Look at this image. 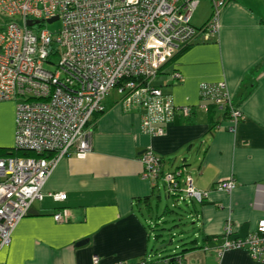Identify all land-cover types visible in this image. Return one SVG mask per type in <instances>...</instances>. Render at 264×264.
<instances>
[{"label": "crops", "instance_id": "crops-1", "mask_svg": "<svg viewBox=\"0 0 264 264\" xmlns=\"http://www.w3.org/2000/svg\"><path fill=\"white\" fill-rule=\"evenodd\" d=\"M196 10L191 23H202L199 28L212 11L204 20ZM189 44L160 69L155 84L177 105L192 107V113L177 111L163 134L149 136L140 128L142 109L126 111L121 99L109 94L104 110L89 123L92 150L58 162L42 197L32 203L37 213L22 218L10 245L0 248L1 263L96 264L97 256V264H171L164 255L184 246L160 252L167 244L152 223L163 221L160 191L172 200L162 184L142 178L139 157L150 149L162 158L164 169L183 167L196 188L209 192L204 204L187 212L194 236L185 240L197 241L189 243L182 264H261L244 248L222 250V245L227 221L233 239L245 238L264 220V0H229L220 12L219 31L198 34ZM175 72L180 79H173ZM220 80L244 114L236 125L214 104L208 110L200 105V84ZM15 115V102L0 103V148L14 146ZM225 179L235 183L231 191L218 187ZM54 192L67 198L56 201ZM56 212L67 221H56ZM81 240L88 242L76 246ZM154 250L158 254H150Z\"/></svg>", "mask_w": 264, "mask_h": 264}, {"label": "built area", "instance_id": "built-area-1", "mask_svg": "<svg viewBox=\"0 0 264 264\" xmlns=\"http://www.w3.org/2000/svg\"><path fill=\"white\" fill-rule=\"evenodd\" d=\"M228 1L211 0L210 18L196 28L191 17L200 0H0V13L6 18L0 28V103H16L13 147L46 155L0 157V248L10 245L14 228L42 197L58 162L92 150L89 123L104 110L111 91L121 95L124 110L142 109L140 128L149 136L163 134L177 111L191 114L192 108L177 105L155 78L198 34L219 31L220 12ZM54 17L61 22L56 37L44 27ZM180 77L179 72L173 74L174 79ZM200 96L202 108L214 104L225 110L232 125L244 119L226 81L201 83ZM139 160L142 178L153 186L162 184L178 200L209 198L183 167L164 169L153 150L143 151ZM234 186L232 179L218 184L226 191ZM50 195L56 201L67 198L65 192ZM53 216L67 221L62 212ZM232 228L227 221L222 250L244 248L264 264V220L245 238H230Z\"/></svg>", "mask_w": 264, "mask_h": 264}, {"label": "rangeland", "instance_id": "rangeland-1", "mask_svg": "<svg viewBox=\"0 0 264 264\" xmlns=\"http://www.w3.org/2000/svg\"><path fill=\"white\" fill-rule=\"evenodd\" d=\"M196 8H197L196 11L200 14V18L201 17H202V19L205 18L204 20H206L208 18L211 11L213 10L211 0H201ZM192 17L194 19L193 14H192ZM5 21H6V18L3 17L0 20V23H4ZM193 24L198 27L202 23H193ZM44 27H46L50 31H52L53 36L56 37L58 35L59 30H60L61 22L59 20H56V21L51 22V23L47 22L44 24ZM34 28L36 29L37 25H35ZM52 59L55 62L58 61L57 56H54ZM158 79H160V77ZM109 94H111L113 97L121 99V95L115 90L111 91V93H109ZM194 162L195 161H193V163ZM191 170L193 172V169H191ZM186 174H188V173L186 172ZM182 187L183 188L185 187L184 183H182ZM160 193L162 196V201L160 203V208H159L160 217L162 218L163 221H165V222H163V226L166 229H168V230L163 231L162 239H164L165 244H167L164 247V249H165V252H167V249L178 251L179 245L181 244V237L185 236L187 238H190V237L194 236V231H193L192 225H191L192 220H191L190 216H188V214H187V212L190 210L192 205L187 204L186 201H183V200H178V202H177V201L170 199V201L172 200V202H168L169 200L166 198V194H165L164 190H161ZM157 194H158V191L156 192V195ZM167 204L170 206H169L168 210L166 211V213L164 214V208H166ZM171 204H176V207L171 206ZM151 216L152 217L157 216L156 210H154V212H151ZM178 216L182 219V222H180L181 220H178L176 222L173 221L175 219V217H178ZM170 231H172V232H170ZM171 241H172V243H171ZM169 253H170V251H169Z\"/></svg>", "mask_w": 264, "mask_h": 264}, {"label": "trees", "instance_id": "trees-1", "mask_svg": "<svg viewBox=\"0 0 264 264\" xmlns=\"http://www.w3.org/2000/svg\"><path fill=\"white\" fill-rule=\"evenodd\" d=\"M191 45L190 44H188V45H185V46H183L182 47V49H180L178 52H176V54L175 55H173L168 61H167V63L169 62V61H171L172 59H174V57H177L178 55H180L183 51H185V50H187L189 47H190ZM167 63H165V65L167 64ZM164 65V66H165ZM163 66V67H164ZM162 67V68H163ZM161 68V69H162ZM160 71V70H159ZM174 79V78H173ZM175 80H177V79H175ZM234 104H236V106H238V108H239V106H240V103H238L237 101H235L234 100ZM192 108V107H191ZM225 111V110H224ZM191 113H192V110H191ZM224 113H226V116L228 117V113L225 111ZM4 156H27V157H31V156H33V157H40V156H43V157H45L46 155H37L36 153H33V152H23V151H18V150H15L14 149V147H11V148H0V157H4ZM167 197L168 198H170V199H172V200H174V201H177L178 202V196L177 195H173V194H171V195H169L168 193H167ZM207 200H203V201H201V202H198V201H191V202H186L187 204H191L192 206H191V212L194 210V206H195V204H199V205H202V204H204L205 202H206ZM170 206V205H169ZM171 206H175L176 207V204H171ZM174 222H176V221H178V220H176L175 221V219L173 220ZM163 222H165V221H159V218H158V220L157 219H155V223L154 222H152L155 226L154 227H158L159 226V232H157L156 234L157 235H160V236H163V233L161 232V230L162 231H164L166 228L163 226ZM180 222H182V220L180 221ZM164 229V230H163ZM158 230V229H157ZM166 230H168V229H166ZM189 237V236H188ZM187 238V237H186ZM191 238V237H190ZM194 241H197V238H192V239H188V240H185V237H181V242H183L182 243V246H184V248L183 249H181L179 252H177V253H168V254H166V255H164V257L163 258H166V259H168V261L169 262H171V264H173L174 262H176L177 264H182L183 263V256H184V253L189 249V248H191V247H188V245H189V243H191V242H194ZM164 242V241H163ZM203 244L201 243L200 245H198V246H196V247H201ZM187 246V247H186ZM155 252V253H154ZM154 252H151L150 254H158V252H157V250H154ZM160 252H165L164 251V249H162ZM159 252V253H160ZM179 260H180V262H179Z\"/></svg>", "mask_w": 264, "mask_h": 264}, {"label": "water", "instance_id": "water-1", "mask_svg": "<svg viewBox=\"0 0 264 264\" xmlns=\"http://www.w3.org/2000/svg\"><path fill=\"white\" fill-rule=\"evenodd\" d=\"M57 18H58V17H54V18L49 19L48 21L51 23V22H53L54 20H56ZM32 23H33V22L29 21V24H32ZM30 213H32V214H36L37 212L34 211L33 208H31ZM87 242H88V240H81V241H78V242L76 243V246H82V245L86 244Z\"/></svg>", "mask_w": 264, "mask_h": 264}]
</instances>
